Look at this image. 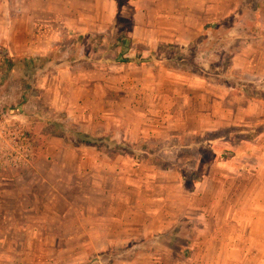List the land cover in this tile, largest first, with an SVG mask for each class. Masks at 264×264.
Instances as JSON below:
<instances>
[{
  "label": "rangeland",
  "instance_id": "1",
  "mask_svg": "<svg viewBox=\"0 0 264 264\" xmlns=\"http://www.w3.org/2000/svg\"><path fill=\"white\" fill-rule=\"evenodd\" d=\"M64 23L94 37L78 46ZM0 29V55L53 51L33 75L0 69V150H14L10 138L31 149L27 163H0V264H104L126 247L90 242L136 234L118 222L119 197L143 185L164 196L163 222L180 218L141 248L159 264H264V0H0ZM124 34L136 37L128 50ZM119 53L153 59L112 63ZM77 132L115 147H80ZM252 153L259 166L242 172L253 179L230 167L202 181L212 162ZM80 155L98 173L78 170ZM222 175L244 196L211 199ZM109 203L116 220L90 224Z\"/></svg>",
  "mask_w": 264,
  "mask_h": 264
},
{
  "label": "crops",
  "instance_id": "2",
  "mask_svg": "<svg viewBox=\"0 0 264 264\" xmlns=\"http://www.w3.org/2000/svg\"><path fill=\"white\" fill-rule=\"evenodd\" d=\"M30 18V19H29ZM29 19V20H28ZM31 21V17H27L26 21ZM27 21V23H28ZM56 21H53V23H55ZM57 23V22H56ZM60 23V22H58ZM30 24V23H29ZM28 26L30 27L31 25ZM65 26L64 30L66 31L67 34L75 33L76 35H85L88 33H95L93 31H86V32H77L74 29H72L71 27H69V23H64L63 24ZM14 31H16V28L14 27V29H12ZM131 37H133L134 39L136 38L133 34H130ZM29 38V37H28ZM0 40H1V29H0ZM0 47H1V41H0ZM51 48H55V46L51 47ZM49 51V49L46 51V53ZM94 115H92L91 119H95V117H93ZM87 134V133H85ZM89 135V134H87ZM90 137L95 138L94 136L89 135ZM78 145V144H77ZM80 147L85 146V147H91V149H95V146H88V145H78ZM94 147V148H92ZM250 152V151H249ZM236 158V157H234ZM243 159V158H242ZM253 159V153L252 156L248 159L239 161V162H235V160H224V162L222 161L221 163H219V161H215L212 162L213 164L208 165L207 166V171L204 174L203 177V182L204 184H208L212 181V177L211 176V172L213 171V169H218L221 168L222 170H230V167H233L231 170V177L236 178V179H253L254 176L250 175V173L248 172V174L245 175V173L243 174L242 171H246L248 170L249 164L251 166V168H254V166H259V163L256 161H254ZM254 161V162H253ZM226 162V163H225ZM229 162H232V164H229ZM85 165V166H83ZM75 167H78V170H80L81 168L87 167L89 169V173L92 175H95L96 173H98V169L100 167V162L91 158H85V157H81V155L75 159V163H74ZM162 172V174H165V171H160ZM80 176V173H79ZM228 177V176H227ZM141 181V180H139ZM215 181L218 185V190L216 191L215 195L211 194V199L216 198L217 200H222L225 197H228L229 195H232L233 200L239 199L240 197L244 196L242 192L240 191H232L231 193H226L225 190V186H226V176L222 175L219 176L217 178H215ZM127 183V186L130 185L127 181H125ZM141 182H144V180H142ZM264 182V181H263ZM135 187H139L138 185ZM145 189H144V188ZM143 187H139L136 190H128L126 192H124L125 194L122 195L120 194V200L124 205L125 209H124V216L120 215V220L118 222H122L120 223L122 227L126 228L129 225L130 229L132 232H136V234L134 233H130L126 236V237H105V238H100L97 237V239L95 241H91L90 245L94 246L96 248V252L98 251H102V252H109V251H113L114 247L116 246H121L123 248L126 247V249L122 250V253H117L114 254L113 256L109 257L107 256L106 261H104V264H159L161 261V255H157L159 251L157 250H147V251H142L141 248H143L145 245H152V247H156L155 245H157V241H154L153 239H150L151 241H147L149 236H154L155 233H161V232H168L171 230V228L173 227V225H175V223H177L180 218L178 217L177 220V215L174 212V215H168L169 220L163 222L161 220V217H164V213L162 212V208H161V202L164 203V196L163 195H157V194H152L154 193V191L151 190H147L146 186L143 185ZM163 190V189H162ZM205 191V190H204ZM208 191V190H206ZM206 191L204 192V194L206 193ZM209 192V191H208ZM250 195V194H248ZM101 197L104 199H111L113 198V196H111L109 193L106 192H102ZM144 197H147L149 200L152 199L156 200L157 203H151V204H145V202H142V199ZM206 198L208 199L209 196L207 195ZM163 199V201H162ZM154 202V201H153ZM152 207V208H151ZM155 207V208H154ZM109 208V210L107 209ZM103 210V213H102ZM90 214H93L92 208H90ZM97 213V214H96ZM96 215H103L104 217H98L100 218L99 221L98 220H93L90 224H96L98 223L99 226H104V230H106V228L108 227V225H110L113 221H115L116 219L113 217V212H112V208H111V204L109 203L108 206L102 207L100 209H96L95 212ZM142 214L144 215V217L142 216ZM134 216V217H133ZM141 217H143L141 220H139ZM164 219V218H163ZM136 220V221H135ZM142 221V222H141ZM233 221H237L235 220V216L233 217ZM141 222V223H140ZM137 233L139 238H137ZM129 235H131V237H129ZM153 249V248H152ZM166 257H169L170 254L165 252L163 254Z\"/></svg>",
  "mask_w": 264,
  "mask_h": 264
},
{
  "label": "trees",
  "instance_id": "3",
  "mask_svg": "<svg viewBox=\"0 0 264 264\" xmlns=\"http://www.w3.org/2000/svg\"><path fill=\"white\" fill-rule=\"evenodd\" d=\"M94 34L93 33H88L85 35H78L76 43L77 45L81 44L83 45L84 42H88V40H91ZM97 36V35H96ZM98 38V37H97ZM136 39L131 37L130 34H124L122 36H119L117 38V43L118 46L122 49L128 50L130 46L134 44ZM101 44V41H99L97 47ZM101 46V45H100ZM90 47V46H89ZM164 47V46H161ZM169 49H174V46H167ZM52 54L53 51L48 52L44 57H39L38 58H33V57H24L22 59H17L15 57H10L8 53L4 50L2 55H0V69L6 70V71H22L23 74L29 76L30 74H34L37 70L41 69V66L36 64L39 60H44L45 63H49L52 61ZM77 57V56H76ZM152 57V56H151ZM77 59V58H76ZM153 59L148 58V59H143L140 58L139 56H134V57H125V53H119L115 59L112 60V63H118V64H132V63H146V62H151ZM56 135V134H55ZM76 135V145H88V146H95L97 148H102L104 147L106 150L112 149L115 147L113 144H109L106 141H99L96 138L90 137L89 135L85 133H75ZM230 155H234V152H229ZM227 155L226 157L230 156Z\"/></svg>",
  "mask_w": 264,
  "mask_h": 264
},
{
  "label": "built area",
  "instance_id": "4",
  "mask_svg": "<svg viewBox=\"0 0 264 264\" xmlns=\"http://www.w3.org/2000/svg\"><path fill=\"white\" fill-rule=\"evenodd\" d=\"M9 132V131H7ZM12 135H15L14 133H12ZM22 136V134H21ZM18 142L16 140H12L10 138L11 144L14 147V150H12V148H10V146L6 145L5 150H0V163L2 166L4 167H14L19 165L21 162L23 163H27L31 157L30 151L31 149L21 141V138H17ZM1 141V139H0ZM1 144V142H0ZM16 151L17 153L15 154V156H13L12 154H10V152ZM4 152H6V154H3Z\"/></svg>",
  "mask_w": 264,
  "mask_h": 264
}]
</instances>
